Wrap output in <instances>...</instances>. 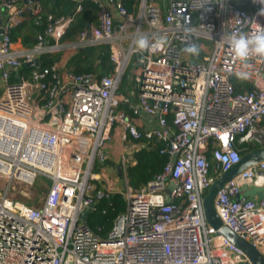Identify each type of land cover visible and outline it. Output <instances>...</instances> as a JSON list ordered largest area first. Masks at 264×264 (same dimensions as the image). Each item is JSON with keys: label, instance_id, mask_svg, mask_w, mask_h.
<instances>
[{"label": "built area", "instance_id": "obj_1", "mask_svg": "<svg viewBox=\"0 0 264 264\" xmlns=\"http://www.w3.org/2000/svg\"><path fill=\"white\" fill-rule=\"evenodd\" d=\"M18 1L1 0L0 264H253L206 221L202 201L213 181L239 161L241 143L264 145V58H237L228 39L264 30L262 5L133 0L128 11L123 0H90L97 22L80 29L68 46L74 54L107 44L113 67L97 75L57 61L41 65V56L62 51L83 0H72L68 15L43 12L40 0ZM23 13L44 26L30 48L14 50L11 32ZM142 36L156 46L140 50ZM190 44L200 47L198 56L184 51ZM35 58L40 66L21 73ZM129 66L123 86L137 89L136 105L120 91ZM13 73L17 80L10 79ZM137 111L155 117V125L140 130L130 116ZM117 124L125 141L140 143L137 149L143 138L160 141L167 160L133 188L126 174L132 154L122 156L125 209L101 236L80 215L112 193L96 183L95 167L105 161ZM38 179L46 183L38 202L13 196L15 184L31 187ZM263 183L261 160L225 182L214 205L222 224L264 258V199L242 191Z\"/></svg>", "mask_w": 264, "mask_h": 264}, {"label": "trees", "instance_id": "obj_2", "mask_svg": "<svg viewBox=\"0 0 264 264\" xmlns=\"http://www.w3.org/2000/svg\"><path fill=\"white\" fill-rule=\"evenodd\" d=\"M50 2V0H44ZM240 1V0H239ZM128 11H133V0H123ZM59 6L60 15H68L73 11L75 2L72 0H55ZM83 10L77 15L76 20L69 26L63 38L74 39L76 33L86 26V19H94V11L97 5L90 0H83ZM43 25L40 30L42 31ZM14 39V36H11ZM61 52V51H59ZM57 52V53H59ZM57 53H47L41 56V65L52 63L57 59ZM68 66L76 73L96 72L100 74H109L113 64L109 57V47L107 44L90 45L83 49L77 50L68 60ZM32 67L22 65L20 71L28 72ZM127 73V72H126ZM123 76L120 91H124V81L128 76ZM12 81L17 80L13 73L10 78ZM143 146L139 147L132 153V163L126 168V174L129 184L133 188H138L150 180L154 174L158 173L167 160L165 154L160 153L162 143L154 139H141ZM242 154L257 147L258 144L241 143ZM125 200L120 192H112L108 196L102 197L95 204L94 209L87 216V224L91 229L96 230L101 236H105L113 226L116 216L125 209ZM99 228V230L97 229Z\"/></svg>", "mask_w": 264, "mask_h": 264}, {"label": "crops", "instance_id": "obj_3", "mask_svg": "<svg viewBox=\"0 0 264 264\" xmlns=\"http://www.w3.org/2000/svg\"><path fill=\"white\" fill-rule=\"evenodd\" d=\"M42 3L43 12L51 13L54 15H60L59 6L55 4V0H50V2H45L44 0H40ZM85 1V0H84ZM239 5L245 9H253L258 2L254 3L253 0H240L238 1ZM24 0L18 1L16 4L19 6L24 4ZM5 10L3 9V15ZM94 19L89 20L86 19V25L96 24L98 12L97 10L93 12ZM116 18V16H115ZM41 25L44 26V22L40 21L38 24L36 23L34 17H32L28 13H23L20 17L15 26L12 29L11 35L14 36L12 38V48L14 50L20 49H27L30 48L33 43L36 41L37 34L41 31ZM42 26V27H43ZM43 29V28H42ZM69 42V41H68ZM68 45V44H67ZM64 47V45H63ZM61 50V49H60ZM57 61L61 66H68V60L73 55V51H61L56 54ZM23 73V72H21ZM97 75H101L99 71L94 72ZM16 77L17 73H14ZM24 74H28V72H24ZM129 80V76H128ZM127 80V81H128ZM126 81V82H127ZM125 82V83H126ZM124 94L128 95V98L131 102L135 103L138 102V92L135 87L131 84H127L124 86ZM120 108L126 109V105L121 103ZM127 111V110H126ZM128 112V111H127ZM130 115V114H129ZM133 119L135 125L141 130H147L155 125V117L149 116L142 111H137L135 115H130ZM136 141H125L122 138V128L117 124L112 128L111 139L106 143L104 147V151L106 153V159L104 162L99 163L95 167V174H96V183L98 185H102L111 189V185L117 184L113 181V175L118 178L119 187L117 188V192H120L122 189V183L120 179V174L118 173L116 166L121 164V158L123 155H128L131 157V154L137 149L138 145ZM115 188V187H114ZM115 191L112 189V192Z\"/></svg>", "mask_w": 264, "mask_h": 264}, {"label": "water", "instance_id": "obj_4", "mask_svg": "<svg viewBox=\"0 0 264 264\" xmlns=\"http://www.w3.org/2000/svg\"><path fill=\"white\" fill-rule=\"evenodd\" d=\"M35 0H24L25 3H32ZM2 18H3V9L1 7L0 0V38L2 37ZM26 66H40V61L38 58L33 59L30 62L25 63ZM141 130V129H140ZM264 160V145L257 146L243 154H241L240 159L237 163L233 164L232 167L224 172L220 177L215 179L213 183L208 187L206 193L203 196V211L205 215L206 221L217 229V231L223 234L229 241H231L234 245L240 248L248 258L253 262V264H264V258L262 254L256 249L253 245H251L244 238L235 234L231 229L222 224V221L215 210V196L223 186L225 182L232 179L235 175L241 172L243 169L248 167L251 164H254L258 161ZM118 173H121L120 165L116 166ZM243 195L247 196L249 199H252L254 195L257 196V199H264V183L263 187L260 189L256 187L248 188L247 186L242 187ZM169 199V197H167ZM94 207V204H90L87 206L82 214L80 215V220L85 221L87 215L91 211V208Z\"/></svg>", "mask_w": 264, "mask_h": 264}, {"label": "clouds", "instance_id": "obj_5", "mask_svg": "<svg viewBox=\"0 0 264 264\" xmlns=\"http://www.w3.org/2000/svg\"><path fill=\"white\" fill-rule=\"evenodd\" d=\"M254 3L258 2L262 5L259 9L258 15L264 16V0H253ZM230 40L231 48L235 56L241 60H246L249 56H258L264 58V30L255 31L250 34H240L238 36L232 35L228 38ZM165 41L160 40L157 43L163 44ZM137 47L140 50H145L150 46L147 37H140L137 40ZM184 51L191 56H198L200 47L196 44H190L185 47ZM239 78L246 79L245 73H238Z\"/></svg>", "mask_w": 264, "mask_h": 264}, {"label": "rangeland", "instance_id": "obj_6", "mask_svg": "<svg viewBox=\"0 0 264 264\" xmlns=\"http://www.w3.org/2000/svg\"><path fill=\"white\" fill-rule=\"evenodd\" d=\"M69 40H71V39L63 38V40H61V42H63L65 44V46L62 47L61 50L68 51V52L70 51V47L67 45L69 43L68 42ZM127 70L128 71L126 73V76L131 75V72H132L131 66H129V68ZM126 81L127 80H125L124 82H126ZM113 181H115L117 184H115V185L112 184L110 187H111V190L112 189L115 190L113 192H116L118 190L117 188L119 187V181L115 175H113ZM4 182H5L4 178H0V185H3ZM44 192H46V183H45V181H39V179H38L35 182V184L31 187L15 184V191H14L13 196L17 197L23 201H32V200L34 201V198H35V202H38L36 197H38L39 195H41ZM35 204L38 205L39 203H35Z\"/></svg>", "mask_w": 264, "mask_h": 264}]
</instances>
